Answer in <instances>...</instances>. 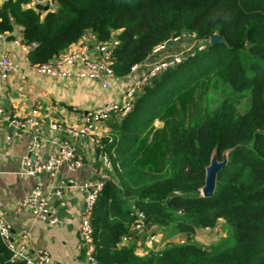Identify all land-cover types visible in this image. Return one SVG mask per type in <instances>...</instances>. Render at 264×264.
Segmentation results:
<instances>
[{
    "label": "trees",
    "instance_id": "obj_1",
    "mask_svg": "<svg viewBox=\"0 0 264 264\" xmlns=\"http://www.w3.org/2000/svg\"><path fill=\"white\" fill-rule=\"evenodd\" d=\"M30 1L0 6V33L22 26L24 43L36 44L32 64L51 61L89 31L99 42L118 31L113 68L121 78L169 55L173 40L190 35L200 43L167 60L170 66L137 89L132 109L106 121L110 135L102 144L111 167L98 176L103 188L91 214L100 264H264V0H54L48 9L26 8ZM214 34L225 42L212 44ZM195 82L204 100L187 119L175 106ZM163 118L169 135L154 157L158 144L147 141ZM227 150L215 194L203 197L213 152L222 159ZM220 219L229 234L221 248L194 241L198 229H214ZM138 222L183 242L141 256L136 242L121 244L136 237ZM0 264H24L12 260L1 238Z\"/></svg>",
    "mask_w": 264,
    "mask_h": 264
},
{
    "label": "crops",
    "instance_id": "obj_2",
    "mask_svg": "<svg viewBox=\"0 0 264 264\" xmlns=\"http://www.w3.org/2000/svg\"><path fill=\"white\" fill-rule=\"evenodd\" d=\"M3 4L4 1L0 0V6ZM28 6L31 7L29 3L25 4L26 8ZM23 40L24 28L17 24L13 31L0 37V57L8 52L16 63L15 71L8 78L0 74V106L21 117L29 115L38 107L43 124L32 130L40 132L43 149L47 153L57 151L60 142L66 137L65 132L53 129L52 123L80 124L88 111L121 101L128 87L135 81H141V67L144 65H139L130 75L112 80L108 88L94 80L38 73L32 68L30 52L24 49ZM84 43L88 45V54L97 57L99 40L92 31L69 49ZM8 132V127L0 123V213L11 225L14 237L27 235L24 242L31 251L44 249L59 264H87L84 251L79 248L80 212L85 203V192L80 185L87 179L95 178V170L100 174L106 170L94 139L110 135L107 122L97 128L93 137L80 142L78 150L84 156L83 166L74 172L63 167L56 176L48 172L37 176L24 174L22 160L34 133H27L10 142L7 139ZM69 179L75 182L69 183ZM36 185L51 192L49 207L58 218V223L49 224L38 220L21 206L20 203ZM57 190H61V196L54 193ZM175 236L174 239L180 238ZM136 252L141 255L137 249Z\"/></svg>",
    "mask_w": 264,
    "mask_h": 264
},
{
    "label": "built area",
    "instance_id": "obj_3",
    "mask_svg": "<svg viewBox=\"0 0 264 264\" xmlns=\"http://www.w3.org/2000/svg\"><path fill=\"white\" fill-rule=\"evenodd\" d=\"M3 1L6 2L8 0ZM29 4L33 8L38 4H46L49 7L55 6L54 0H31ZM117 34L118 31H114L110 41L99 42L97 44V51L99 53L97 57H91L88 54V45L84 43L66 50L47 63L33 64L32 68L38 73L54 77H79L94 80L101 83L103 87L108 88L111 81L117 78L113 68V51L119 44ZM3 36L4 34L0 33V37ZM35 46V43L31 45L25 44L24 49L30 52ZM170 65L171 62L167 60L155 63L141 81H135L128 87L121 101L110 102L98 109L88 111L80 124L65 125L61 122L52 123L51 127L53 129L66 133V137L60 142L57 151L53 153L44 151L40 132L38 130H32L33 127H38L43 124L41 112L38 107L34 108L29 115L21 117L0 106V123H3L9 129L7 135L8 141L12 142L27 133H34L28 152L22 160L21 168L23 173L29 176H37L41 173L48 172L52 176H56L63 167L72 172L80 169L84 164V156L78 150L80 142L84 141L87 137H93L97 128L106 122L112 113L121 112L122 114H126L130 111L133 107L137 89L144 82H147L151 76ZM137 67H133L132 72ZM15 69L16 63L13 61L10 53L4 52L0 57V74L3 78H8ZM94 143L101 151L104 165L109 169L111 167V161L104 152L102 138H95ZM99 174V171L95 170V178L87 179L80 185L85 192V203L80 212L79 248L84 251L87 264H100L96 257V246L91 224L92 210L103 188V182L98 177ZM73 182H75L74 179H69V183ZM50 193L49 191L43 190L39 185H36L20 204L24 210L30 212L36 219L49 224H56L59 220L52 214L49 207ZM54 193L59 196L62 194L61 190H57ZM132 209L135 210L140 218L144 217V212L135 204L132 206ZM134 230L138 232L136 237L134 235L126 236L122 239L121 244L128 245L136 242L135 245L137 250L141 251L140 254L142 256L147 255L149 249L154 248L151 245L153 238L147 235L148 232L144 229V223L142 222H138ZM26 237L27 235L24 234L20 238H15L11 225L0 213V238L10 250L13 261H21L24 264H59L44 249L31 251L24 242Z\"/></svg>",
    "mask_w": 264,
    "mask_h": 264
},
{
    "label": "rangeland",
    "instance_id": "obj_4",
    "mask_svg": "<svg viewBox=\"0 0 264 264\" xmlns=\"http://www.w3.org/2000/svg\"><path fill=\"white\" fill-rule=\"evenodd\" d=\"M197 44H200L199 41L190 36L186 35L179 39L173 40L169 45V51L167 54L169 55H163L161 58H156L150 60L148 63H146L144 66L141 67L142 73L140 80L145 77L152 65L159 61L169 60L173 59H181L184 55H186L188 52L192 51L193 47ZM204 100V96L202 91L199 89L198 82H195L191 88L185 90L183 94H181L177 98L176 108H178V113L185 111V116L187 119L189 118V112L190 110L196 108L198 106V103H202ZM170 119H158L155 122V130L151 131L149 136L150 138L147 141V146H149L151 143L158 144L157 150L153 151L152 156L159 157L160 152L163 150L167 138H168V128H169ZM146 133V132H145ZM159 231V232H158ZM155 232H148L147 235L151 236L153 238L152 246L156 249H162L165 247L168 243H181L183 242V236H180V238H173L169 236V232L160 231L158 230ZM179 236V235H178ZM229 238L227 225L224 219H220L218 222V225L214 229H198V233L196 237H194V241L199 243L200 245L211 249V248H221L222 243ZM186 240V238H185ZM229 240V239H228ZM150 245V247H151ZM141 252V251H139ZM144 252V251H143Z\"/></svg>",
    "mask_w": 264,
    "mask_h": 264
},
{
    "label": "water",
    "instance_id": "obj_5",
    "mask_svg": "<svg viewBox=\"0 0 264 264\" xmlns=\"http://www.w3.org/2000/svg\"><path fill=\"white\" fill-rule=\"evenodd\" d=\"M49 6L46 7L48 9ZM212 44L224 43V38L219 34L212 35L210 39ZM229 150L223 153L222 159L218 157L217 152H213L210 164L206 167V176L203 187L199 190L203 197H211L215 194L218 186L219 172L228 164ZM151 223H148L150 227Z\"/></svg>",
    "mask_w": 264,
    "mask_h": 264
}]
</instances>
